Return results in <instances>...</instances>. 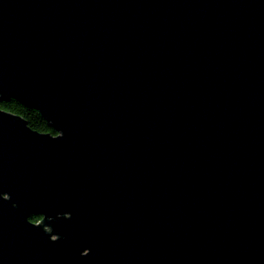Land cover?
I'll list each match as a JSON object with an SVG mask.
<instances>
[{"label": "water", "instance_id": "water-1", "mask_svg": "<svg viewBox=\"0 0 264 264\" xmlns=\"http://www.w3.org/2000/svg\"><path fill=\"white\" fill-rule=\"evenodd\" d=\"M10 97L0 264H264V0H0Z\"/></svg>", "mask_w": 264, "mask_h": 264}, {"label": "trees", "instance_id": "trees-1", "mask_svg": "<svg viewBox=\"0 0 264 264\" xmlns=\"http://www.w3.org/2000/svg\"><path fill=\"white\" fill-rule=\"evenodd\" d=\"M0 109L10 111L23 117L28 126L39 132H45L50 134H56L54 129L49 123L42 117L40 112L32 107L19 102L15 98L10 97L9 99L0 100ZM40 215H31L29 219L33 222H37L40 219Z\"/></svg>", "mask_w": 264, "mask_h": 264}]
</instances>
